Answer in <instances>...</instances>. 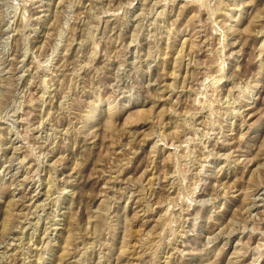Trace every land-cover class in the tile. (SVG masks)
I'll return each mask as SVG.
<instances>
[{
    "label": "rangeland",
    "instance_id": "1",
    "mask_svg": "<svg viewBox=\"0 0 264 264\" xmlns=\"http://www.w3.org/2000/svg\"><path fill=\"white\" fill-rule=\"evenodd\" d=\"M0 264H264V0H0Z\"/></svg>",
    "mask_w": 264,
    "mask_h": 264
}]
</instances>
